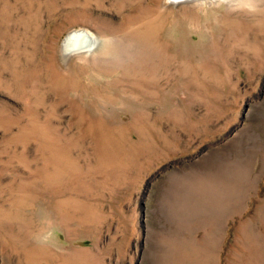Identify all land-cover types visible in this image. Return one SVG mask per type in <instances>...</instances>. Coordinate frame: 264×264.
Listing matches in <instances>:
<instances>
[{"label":"rangeland","instance_id":"rangeland-1","mask_svg":"<svg viewBox=\"0 0 264 264\" xmlns=\"http://www.w3.org/2000/svg\"><path fill=\"white\" fill-rule=\"evenodd\" d=\"M203 1L0 0V264H264V0Z\"/></svg>","mask_w":264,"mask_h":264},{"label":"bare ground","instance_id":"bare-ground-1","mask_svg":"<svg viewBox=\"0 0 264 264\" xmlns=\"http://www.w3.org/2000/svg\"><path fill=\"white\" fill-rule=\"evenodd\" d=\"M169 1L171 3L180 1V3H192L193 2V3H198V4L205 2L203 0H169ZM98 44H99V41L91 37L89 33H87L84 30L77 29L76 31H73L72 33L68 34V36L66 37V40L63 43V50L66 53V55L73 54V52L77 54H86V53L92 52L93 49L96 48V46H98Z\"/></svg>","mask_w":264,"mask_h":264}]
</instances>
